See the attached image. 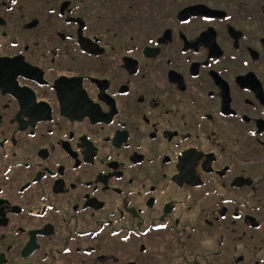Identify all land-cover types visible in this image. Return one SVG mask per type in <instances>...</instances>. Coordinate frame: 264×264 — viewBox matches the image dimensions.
<instances>
[{"label":"flooded vegetation","instance_id":"flooded-vegetation-1","mask_svg":"<svg viewBox=\"0 0 264 264\" xmlns=\"http://www.w3.org/2000/svg\"><path fill=\"white\" fill-rule=\"evenodd\" d=\"M0 264H264V0H0Z\"/></svg>","mask_w":264,"mask_h":264},{"label":"rangeland","instance_id":"rangeland-1","mask_svg":"<svg viewBox=\"0 0 264 264\" xmlns=\"http://www.w3.org/2000/svg\"><path fill=\"white\" fill-rule=\"evenodd\" d=\"M108 5H109L108 3H104V5H103V7L106 9V11H109L108 8H107Z\"/></svg>","mask_w":264,"mask_h":264},{"label":"water","instance_id":"water-1","mask_svg":"<svg viewBox=\"0 0 264 264\" xmlns=\"http://www.w3.org/2000/svg\"><path fill=\"white\" fill-rule=\"evenodd\" d=\"M187 11H191V8L189 10H187Z\"/></svg>","mask_w":264,"mask_h":264}]
</instances>
